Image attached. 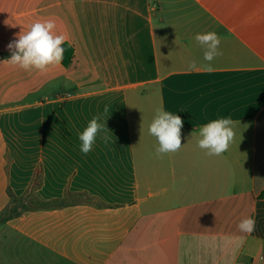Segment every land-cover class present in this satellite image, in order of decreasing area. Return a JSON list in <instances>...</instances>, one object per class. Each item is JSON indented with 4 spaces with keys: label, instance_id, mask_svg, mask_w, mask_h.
Here are the masks:
<instances>
[{
    "label": "crops",
    "instance_id": "1",
    "mask_svg": "<svg viewBox=\"0 0 264 264\" xmlns=\"http://www.w3.org/2000/svg\"><path fill=\"white\" fill-rule=\"evenodd\" d=\"M46 19L72 63L11 66L8 45ZM159 107L183 121L177 153H155ZM220 118L234 141L209 156L198 133ZM0 264H264V0H0Z\"/></svg>",
    "mask_w": 264,
    "mask_h": 264
},
{
    "label": "clouds",
    "instance_id": "2",
    "mask_svg": "<svg viewBox=\"0 0 264 264\" xmlns=\"http://www.w3.org/2000/svg\"><path fill=\"white\" fill-rule=\"evenodd\" d=\"M56 22L53 19L37 20L28 26L27 31L17 34V39L8 45L11 57L7 59L11 66L24 71L36 70L46 72L49 67L58 65L64 58L65 49L62 46L66 36L57 34ZM196 42L204 49L203 60L208 62L203 67L206 71L213 70L211 62L221 55L219 46L221 38L215 31H207L195 35ZM190 70H197L195 60L189 62ZM105 112L108 108L105 107ZM101 117L94 116L87 127L79 134L81 141L80 151L88 154L99 133L104 131L106 123H100ZM183 121L178 115L165 111L162 107L155 110V115L149 124V135L156 138L158 147L157 156L177 153L181 145V128ZM193 134V133H192ZM200 139L197 146L209 156H220L228 150L234 141L235 132L231 118H220L208 122L200 128ZM101 139L107 143L109 137L103 135ZM255 221L250 217L243 218L237 225L241 232L250 233L254 230ZM242 243V241H241Z\"/></svg>",
    "mask_w": 264,
    "mask_h": 264
},
{
    "label": "trees",
    "instance_id": "3",
    "mask_svg": "<svg viewBox=\"0 0 264 264\" xmlns=\"http://www.w3.org/2000/svg\"><path fill=\"white\" fill-rule=\"evenodd\" d=\"M62 46L64 47L65 52H64V58H63L61 64H63L64 66L67 67L72 63V61L74 59V46L68 42H65ZM29 195H31V193L30 194L28 193V196ZM10 196L12 197L13 202H15L18 199V197L13 195V193H11V192H10ZM22 198L24 199L27 197H22ZM51 205H54V204L49 203V202L42 203L43 207H49ZM27 207L28 206L24 205V208H27ZM13 214H15V212H12L11 209H8V210H6V212L2 213L1 218L3 220H7L9 217L13 216Z\"/></svg>",
    "mask_w": 264,
    "mask_h": 264
}]
</instances>
